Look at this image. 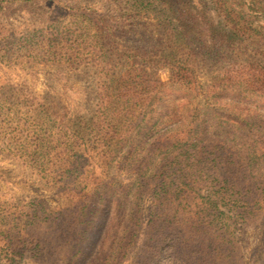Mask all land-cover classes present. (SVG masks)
Masks as SVG:
<instances>
[{
    "label": "rangeland",
    "instance_id": "obj_1",
    "mask_svg": "<svg viewBox=\"0 0 264 264\" xmlns=\"http://www.w3.org/2000/svg\"><path fill=\"white\" fill-rule=\"evenodd\" d=\"M144 1L0 0V264H264V200L252 201L249 194L250 203H222V192L216 194L220 185L206 181L225 172L250 187L252 180L242 176H261L264 158L253 164L249 156L251 166L244 170L238 159L216 149L187 154L181 162L194 189L180 196L164 193L161 219L175 209L181 219L191 216V224L186 235L166 239L163 253L154 238L160 223L150 222L153 183L99 157L79 158L68 172L61 170L56 148L90 139L96 144L87 136L90 125L81 128L103 104L110 117L122 109L121 94L106 91L104 82L114 73L118 80L129 65L145 67L166 83L153 98H163L169 109L186 105L193 122L201 114L198 103L209 98L220 110L202 117L214 128L223 123L221 128L236 131L247 114L264 118V39L253 36L238 44L226 24L231 37L225 43L222 0ZM244 1L241 9L234 7L252 15L264 31V2ZM80 46L78 59L73 56ZM63 48L68 61L58 59ZM229 75L236 76L242 94L217 89ZM182 76L192 85H175L173 79ZM159 113L136 123L156 126L149 148L158 152L175 137L185 140L176 131H157L166 124ZM62 127L78 134L76 139L63 145ZM142 181L150 183L143 200L129 198L120 207L123 191ZM170 245L173 252L167 251Z\"/></svg>",
    "mask_w": 264,
    "mask_h": 264
},
{
    "label": "trees",
    "instance_id": "obj_2",
    "mask_svg": "<svg viewBox=\"0 0 264 264\" xmlns=\"http://www.w3.org/2000/svg\"><path fill=\"white\" fill-rule=\"evenodd\" d=\"M135 1L145 3L144 0ZM259 1H262V3L264 2V0ZM146 3H149V1ZM233 3L237 4L239 9H241L245 1H221L223 10L227 15L223 21L224 42L226 43V41L230 40L231 35L225 34V32L231 25L232 30L230 32L233 33L232 35L235 40L237 39L236 41L238 44H242L243 40H249L253 36L264 39V31H261L256 26L253 16L244 13L243 10L237 11ZM233 13H236V16H233ZM226 24L230 25L227 26ZM202 33L205 34L204 31H202ZM63 50L64 48L60 53L56 52L55 55L59 53L58 59L62 61L70 60L71 57L68 58L67 52H62ZM81 50V46L75 49L73 57L80 59ZM76 62L77 61H75V63ZM154 75L145 67L140 68L135 65H129L126 73L118 80L115 78V73L108 77L104 82V88L106 91L115 90L121 94L119 100L122 99L124 101L122 103V109L115 108L118 111H114L115 114L110 117V115L105 112L106 106L103 104L99 109L100 114L95 116L91 122H86L87 127L81 128H88L90 125L89 128H92V130L87 133V136L95 138L97 143L95 144L90 139L78 145L67 144L64 147H57L56 150L59 151V154H57L56 159L60 161V164L62 163V169H60L68 172L79 158L86 160L99 157L107 161L108 165H122L128 168V170L135 169L137 170L136 180H147L153 183L150 222L154 225L160 223L157 227L161 232L156 233L155 237H153L157 238L156 242L163 253V244L166 239L169 236L177 234L186 235V229L188 228L186 225H188V222L191 224L189 220L192 219L191 216L187 219L188 221L183 218L181 219L180 215L182 214L179 210L175 209H169L173 214L168 213L165 219H161V217L165 216L161 214V206L166 200V198H164V193L180 196L181 193L187 194L194 189V181L187 178L186 174L183 172L185 164L181 161L187 157V154L191 156H195L196 154L204 156L216 149L221 155H231L228 156L232 157L231 161L238 159L237 162L239 163V167L246 170L247 167L251 166L249 164V156L255 158L253 164L264 158V152H262V149H264L262 148V145H264V118L262 119L261 115H253L254 117L252 118L250 116L251 114H247L246 116L249 121L245 116V126L236 131H228L229 127L221 128L223 127V123H220L218 128H214V125L210 124L209 118H206V116L210 117V111L212 110L216 113L219 112L220 105H218L219 102L216 101L208 102L207 100L213 101V99L209 98L205 103H198L201 114L196 118L195 122H193L186 105H183V109H178L175 106L173 109H169L165 104H162L163 98H159L157 101L153 98L152 94H157L156 96H158L159 93H163L161 88L166 84ZM235 78L236 76L229 75L228 79L223 80L217 86V89L219 87L221 92L232 90L236 93L238 92L237 94H242L243 91L240 90V83L235 82ZM229 81L230 83L234 81L232 87L229 85ZM173 82L175 85L180 84L184 87L192 85L186 81L184 76L173 79ZM242 87L244 90L246 89V81L242 82ZM155 89H158V92H156L157 90ZM156 103L158 106H155ZM152 106H155L154 110L149 111V108ZM208 108L210 109L208 110ZM164 109H167L166 113H162ZM153 111L160 112L158 119H165L166 122V124H164L162 128L157 129V131H164V134L176 131L177 134L184 136L185 140L184 138L175 137L174 141L170 142L167 148L160 150V152H158L157 149H150L149 146L153 143L152 140L155 137L154 130L157 122L153 124L155 128L150 126L151 122L148 123V125L146 123L142 127H140L141 124L137 126L136 123L137 121H146L147 115ZM194 111L199 112L198 109H194ZM203 114L206 116L202 117ZM236 117L237 116H235V118ZM225 119H227L226 121L228 123L233 121L230 117H225ZM188 120L190 121L187 122ZM250 120H253L254 123H252L253 121L250 122ZM241 122L243 121H240V123ZM122 126H126V133H118L115 131L116 129L119 130L120 127L122 128ZM60 129L58 135L67 140L63 145L68 143L72 139V136L76 139L78 135L75 133L72 135L73 133L71 131L67 133L63 127ZM68 136L69 138H67ZM117 138H122L123 142L117 140ZM78 139L77 141H80V139L82 140V138ZM145 139L146 141H144ZM98 143H103V145H98ZM106 148L108 149L106 150ZM48 154L53 156L51 151H49ZM205 165L206 164H204V166ZM261 174L262 175L259 177L247 176V174L242 176L244 180L245 177L252 180V186L250 187L241 185L235 180L234 176L226 175L225 172L221 176L206 181L213 185L216 183L220 185L216 194L222 192L220 199L222 203L228 200L238 204L243 202L250 203L251 200H247L249 194H253L254 196L252 201L258 202L264 200V173ZM47 179H54L55 184L59 183V181L52 176H47ZM149 182L142 181L141 183L134 184L131 188L128 186L127 189L123 191L125 196L119 203V206L126 208L127 204H129V200L130 203L132 202L131 198H134L135 202L143 200L146 193L145 189L149 187ZM105 187H107V185ZM124 199L125 201L123 202ZM216 206V208L219 209V206ZM163 213H165L164 210ZM220 214L224 215L226 212L220 210ZM133 221L135 222V217ZM160 221L165 222L161 223ZM165 224L171 231L164 232ZM168 249V252H173L175 245H170Z\"/></svg>",
    "mask_w": 264,
    "mask_h": 264
}]
</instances>
